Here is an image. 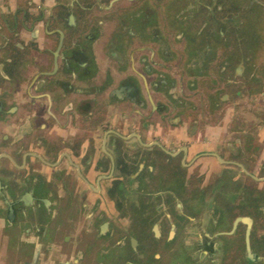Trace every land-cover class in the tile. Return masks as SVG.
Masks as SVG:
<instances>
[{"label": "flooded vegetation", "instance_id": "obj_1", "mask_svg": "<svg viewBox=\"0 0 264 264\" xmlns=\"http://www.w3.org/2000/svg\"><path fill=\"white\" fill-rule=\"evenodd\" d=\"M81 2L60 1L64 29L49 30L44 34L48 43L42 46L35 40L25 45L27 62L25 57L12 60L24 61L25 71L30 65L40 68L38 76L28 72L16 78L26 84L24 104L16 99L18 82L0 80V208L24 211V218L38 207L54 210L57 227L73 230L87 250L104 241L113 244L98 252L104 264H117L116 257L121 264H205L204 259L222 263L219 257L229 249L223 238L238 236L241 226L245 264H264V257L254 250L264 247L253 238L255 220L240 212L255 205L264 210L254 198L259 192L241 183L244 178L256 180L247 167L212 152L229 168L209 178L200 154L189 158L187 144L168 145L174 143L172 134L168 143L162 135L147 137L145 118L157 113L163 119L171 106L176 108L170 99L157 98L158 92L175 85L152 66L154 43L161 33L157 10H125L119 17L120 30H104L80 19L74 7ZM149 30L156 34L154 42L138 44ZM184 36L186 51L193 49L186 65L201 74H216L215 86L219 85L218 97L216 92L197 93L196 83H187L184 76L185 89L194 90L183 99H174L175 93L169 96L184 113L199 114L192 110L196 106L191 96L197 94L198 109H216L206 120L216 124L228 108L222 97L232 87L239 85L246 95H264V87H258L261 75L243 74L244 65L254 67V59L232 43L227 30H187ZM164 45L163 52H169ZM34 50L42 57H34ZM257 108L264 113L262 105ZM155 152L165 158L163 164H150L144 156ZM196 171L199 186L192 191L190 179ZM250 194L249 204H237ZM109 210L116 218H108ZM207 220L206 231L193 239L187 235L190 227ZM228 223L231 228L226 230Z\"/></svg>", "mask_w": 264, "mask_h": 264}, {"label": "crops", "instance_id": "obj_2", "mask_svg": "<svg viewBox=\"0 0 264 264\" xmlns=\"http://www.w3.org/2000/svg\"><path fill=\"white\" fill-rule=\"evenodd\" d=\"M60 1L69 0H0V80L13 78L18 82L16 99L20 105L25 103L23 92L27 88L25 82L16 81V78L23 73L36 76L40 73V68L31 65L25 71L28 50L25 45L35 40L42 46L48 43L44 34H49V30L64 29L63 23L59 22L62 16L58 6ZM32 54L42 57V53L36 50ZM24 57L20 64H13L12 60ZM28 90L33 93L31 86ZM241 91L238 85L223 95V103L228 108L221 113V120L216 124L206 122V111V115L199 111L197 117H191L187 111L183 118L174 111L168 121L156 113L143 122L146 129L149 127L147 137L162 135L168 143L172 134L174 143L168 145L187 144L189 158L200 154L199 162L205 169L209 168V178L229 168L214 157L212 152L216 151L224 159L239 162L254 175L264 177V113H259L262 109L257 108L258 104L264 107V95L259 92L246 95ZM245 104L247 106L242 107ZM236 106L239 107L237 110ZM24 214V211L0 208V264H104V258L98 252L87 250L86 242L80 244L76 240L73 230L57 227L54 210L38 207L30 210L28 218H24ZM49 214L51 220L46 219ZM115 259L121 264V258Z\"/></svg>", "mask_w": 264, "mask_h": 264}, {"label": "rangeland", "instance_id": "obj_3", "mask_svg": "<svg viewBox=\"0 0 264 264\" xmlns=\"http://www.w3.org/2000/svg\"><path fill=\"white\" fill-rule=\"evenodd\" d=\"M80 5H75L74 11L80 13V19L86 20L87 23L96 24L98 27L104 28V30H120V20L119 17L121 13L125 10L131 13L135 10H138L140 7L150 6L157 10V22L159 23V30H161L159 36V42L155 44V50H157V55L153 57L152 66L155 70V73L159 77H166L168 84L175 83L172 88H166L158 92L157 98L159 101L169 100L172 102L176 108L171 106L169 113H165L163 120L168 121L172 118V112H176L177 115L183 118V109L182 105L178 104L176 100H172V97H169L172 93H175L176 98L174 99H183L186 92L197 90V93L202 91L205 92V95H209L214 92L218 97V86L216 83L215 76L216 74H209L206 71H203V74L198 73L197 67H192L190 69L187 63L186 57L192 52L193 49L186 51V45L184 34H187V30H227L230 36L232 43L236 42L240 44V50H244L243 54L254 59V67L250 65H244L243 74H253L261 75V81L258 87L263 89L264 87V0H81ZM111 1V2H110ZM82 21V20H80ZM104 23V24H102ZM223 26V27H222ZM150 28V27H149ZM147 30V29H146ZM233 30H238L235 32ZM192 32V36L195 33ZM232 32V33H231ZM146 35L143 40H137L138 44H149L154 42L155 33L151 31H146ZM235 33V34H234ZM195 41V40H194ZM135 43L134 41H132ZM196 42V41H195ZM169 50V52H163L162 44ZM165 48V49H166ZM164 49V50H165ZM148 51V50H146ZM240 52V51H239ZM169 54L171 56L167 57ZM241 58V56H240ZM145 65V64H144ZM143 68V67H142ZM145 69V68H143ZM208 72V71H207ZM206 73V74H205ZM257 75V76H258ZM188 80L194 81L196 83L194 89L187 91L184 86ZM190 76V77H189ZM190 78V79H188ZM216 80V81H215ZM254 82V81H253ZM257 83V82H256ZM255 84V82H254ZM257 87V84L255 85ZM218 90V91H217ZM224 91V90H222ZM197 94L192 97L194 101L193 104L196 108L192 109L195 112L201 111V113H207L206 118L208 121L212 119L213 115H210V112L216 111L214 107L206 106L199 108V98ZM215 97V96H214ZM261 102V101H260ZM226 106V104H223ZM247 106L242 105V107ZM220 108V107H219ZM204 110V111H203ZM216 113V112H215ZM161 116V115H160ZM191 117H197L192 113ZM147 156L148 162L163 164L165 158L158 153L144 154ZM204 166V164H202ZM160 166V165H159ZM165 171V169H163ZM168 172V169L166 170ZM197 171L194 173L193 177L190 179L192 185L190 190H194L199 186ZM240 184V182H238ZM241 183L248 188H253L254 192H259L254 195V198L257 200V204L261 203L264 205V181L263 180H252V179H242ZM258 188V190H257ZM261 188V189H259ZM250 190V189H249ZM248 195L245 198H240L237 200V204L246 206L253 200L252 197ZM223 201V198H222ZM256 207V205H255ZM251 207L249 210H239L241 213L246 215H251L254 220L253 228V238L256 241H259L260 245H264V210ZM90 212V211H89ZM110 216L108 218H116V215L109 210ZM86 217V216H81ZM201 218V217H200ZM208 220L205 224H201L200 227H190L187 233L192 237L197 236V232L203 233L207 230ZM231 223L224 225L223 228L229 230ZM208 225V226H207ZM120 228V227H117ZM244 231L245 227L241 226L239 228L238 236H227L223 238V241L227 239L229 244V249L224 251L223 255L221 254L222 263L218 264H245V243H244ZM197 238V237H196ZM104 241L103 244L96 245L92 251L99 252L101 247H110L112 248L113 244H108ZM106 245V246H105ZM195 249V244H192ZM115 248V247H114ZM113 248V249H114ZM106 249V248H105ZM157 248H146V251L154 250ZM262 257H264V247L254 249ZM218 260V261H219ZM114 261V262H113ZM117 260H112L115 263ZM205 264H209L208 260H203Z\"/></svg>", "mask_w": 264, "mask_h": 264}, {"label": "water", "instance_id": "obj_4", "mask_svg": "<svg viewBox=\"0 0 264 264\" xmlns=\"http://www.w3.org/2000/svg\"><path fill=\"white\" fill-rule=\"evenodd\" d=\"M245 171L249 174V175H251L253 178H255L256 180H264V178H259V177H257L256 175H254V174H251L249 171H247L246 169H245Z\"/></svg>", "mask_w": 264, "mask_h": 264}]
</instances>
